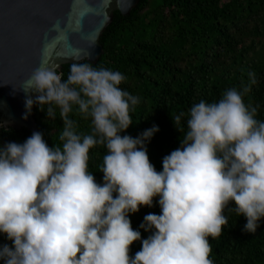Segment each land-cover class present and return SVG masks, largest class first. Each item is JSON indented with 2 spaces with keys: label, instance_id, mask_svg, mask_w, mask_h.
I'll return each mask as SVG.
<instances>
[{
  "label": "clouds",
  "instance_id": "9594fccd",
  "mask_svg": "<svg viewBox=\"0 0 264 264\" xmlns=\"http://www.w3.org/2000/svg\"><path fill=\"white\" fill-rule=\"evenodd\" d=\"M46 65L26 81L24 92L36 95L25 106L30 114L48 105L50 119L59 109L62 146L50 147L39 131L0 146V234L11 242L0 245L2 264H213L208 238L222 234L226 210L246 219L245 232L257 231L264 219V121L244 101L257 83L254 73L217 102L194 104L186 132L185 113L171 116L183 138L157 171L146 142L158 126L135 138L121 135L140 103L120 87L121 72L73 63L63 79ZM73 106L91 118V134L77 133ZM98 145L107 149L103 183L88 166ZM156 198L161 212L145 215L140 228L151 234L142 239L129 215Z\"/></svg>",
  "mask_w": 264,
  "mask_h": 264
},
{
  "label": "trees",
  "instance_id": "16d2710c",
  "mask_svg": "<svg viewBox=\"0 0 264 264\" xmlns=\"http://www.w3.org/2000/svg\"><path fill=\"white\" fill-rule=\"evenodd\" d=\"M104 53L93 67L121 72L126 80L120 87L139 98L130 113L133 124L121 135L139 136L153 125L159 131L146 142L147 153L157 171L162 161L180 147L183 133L177 131L171 116L185 113L181 125L187 131L190 108L204 100L217 102L230 88L249 82V73L257 83L244 96L246 104L257 108L256 119L264 121V0H139L128 14L115 11L114 19L100 39ZM63 65V79L70 66ZM35 106L34 117L39 132L50 147L62 146L60 112L55 119ZM69 118L76 123L78 134H91V118L80 115L76 106ZM27 128L0 126V146L23 143L32 135ZM107 149L96 146L89 151V171L97 183H103L100 167ZM234 207V205H230ZM161 212L158 198L153 207L142 206L130 214L133 229L142 239L151 233L140 228L145 215ZM228 224L213 239L210 259L213 264H264V219L255 233L245 232L246 219L226 210ZM11 244L0 234V245ZM141 248L134 242L131 255ZM2 264V262H0Z\"/></svg>",
  "mask_w": 264,
  "mask_h": 264
},
{
  "label": "water",
  "instance_id": "95a60500",
  "mask_svg": "<svg viewBox=\"0 0 264 264\" xmlns=\"http://www.w3.org/2000/svg\"><path fill=\"white\" fill-rule=\"evenodd\" d=\"M139 0H0V126L38 130L35 106L28 113L25 84L47 60L63 65L97 63L101 36L115 11L128 15ZM25 116L27 118L25 119Z\"/></svg>",
  "mask_w": 264,
  "mask_h": 264
}]
</instances>
